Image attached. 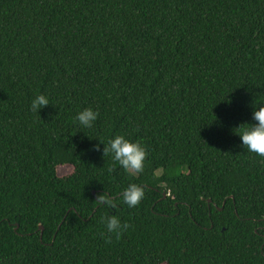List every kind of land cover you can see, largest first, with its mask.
Listing matches in <instances>:
<instances>
[{
	"label": "trees",
	"instance_id": "obj_1",
	"mask_svg": "<svg viewBox=\"0 0 264 264\" xmlns=\"http://www.w3.org/2000/svg\"><path fill=\"white\" fill-rule=\"evenodd\" d=\"M253 106L264 0H0V264H264V158L234 129ZM116 135L142 173L103 155Z\"/></svg>",
	"mask_w": 264,
	"mask_h": 264
},
{
	"label": "clouds",
	"instance_id": "obj_2",
	"mask_svg": "<svg viewBox=\"0 0 264 264\" xmlns=\"http://www.w3.org/2000/svg\"><path fill=\"white\" fill-rule=\"evenodd\" d=\"M50 105L49 98L44 94L34 95L30 102V111L39 115L41 109ZM99 113L91 107L83 108L77 112L75 121L82 129H92L98 119ZM252 120L255 123H243L236 129L241 146L249 153L264 158V106L254 107ZM101 143V142H100ZM103 144V155L110 156L128 174H140L144 170L147 156L146 148L138 141H132L123 135H116ZM145 190L142 186L130 183L121 193L120 200L128 208L137 207L144 199ZM99 205L115 209L117 203L106 194H100L96 198ZM107 233L115 234L117 238L128 228L117 215L101 217Z\"/></svg>",
	"mask_w": 264,
	"mask_h": 264
},
{
	"label": "rangeland",
	"instance_id": "obj_3",
	"mask_svg": "<svg viewBox=\"0 0 264 264\" xmlns=\"http://www.w3.org/2000/svg\"><path fill=\"white\" fill-rule=\"evenodd\" d=\"M61 169H59V173L61 174H68L71 172V168L70 167H60Z\"/></svg>",
	"mask_w": 264,
	"mask_h": 264
},
{
	"label": "water",
	"instance_id": "obj_4",
	"mask_svg": "<svg viewBox=\"0 0 264 264\" xmlns=\"http://www.w3.org/2000/svg\"><path fill=\"white\" fill-rule=\"evenodd\" d=\"M93 192L95 193V191H93ZM166 195H167V194L165 193L164 196H166ZM207 200H208V202H211V198H208ZM18 226H19V224L17 223V224H16V228H17ZM39 228L41 229V234H42V231H43V229H44L43 225L40 224V225H39Z\"/></svg>",
	"mask_w": 264,
	"mask_h": 264
}]
</instances>
